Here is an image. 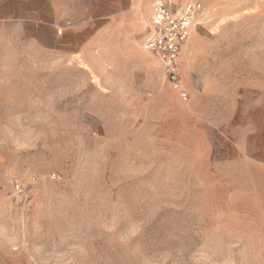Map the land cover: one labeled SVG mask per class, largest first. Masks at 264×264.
Wrapping results in <instances>:
<instances>
[{
  "label": "rangeland",
  "instance_id": "374dc122",
  "mask_svg": "<svg viewBox=\"0 0 264 264\" xmlns=\"http://www.w3.org/2000/svg\"><path fill=\"white\" fill-rule=\"evenodd\" d=\"M154 1L79 55L0 25V264H264V0H165L204 6L187 100Z\"/></svg>",
  "mask_w": 264,
  "mask_h": 264
},
{
  "label": "crops",
  "instance_id": "0c3cea01",
  "mask_svg": "<svg viewBox=\"0 0 264 264\" xmlns=\"http://www.w3.org/2000/svg\"><path fill=\"white\" fill-rule=\"evenodd\" d=\"M151 1L134 0L136 21L147 20L143 8ZM131 4V0H0V25L13 22L16 31L37 49L79 55L125 22Z\"/></svg>",
  "mask_w": 264,
  "mask_h": 264
},
{
  "label": "built area",
  "instance_id": "2783aa9c",
  "mask_svg": "<svg viewBox=\"0 0 264 264\" xmlns=\"http://www.w3.org/2000/svg\"><path fill=\"white\" fill-rule=\"evenodd\" d=\"M203 15L204 6L199 1L172 7L165 0H155L143 44L145 51L161 64L167 81L184 100L188 99V94L181 88L182 54ZM16 189L21 191V185L17 184Z\"/></svg>",
  "mask_w": 264,
  "mask_h": 264
}]
</instances>
